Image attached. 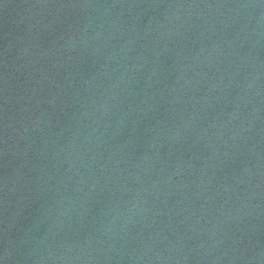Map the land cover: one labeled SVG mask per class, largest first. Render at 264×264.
<instances>
[{
    "label": "water",
    "instance_id": "1",
    "mask_svg": "<svg viewBox=\"0 0 264 264\" xmlns=\"http://www.w3.org/2000/svg\"><path fill=\"white\" fill-rule=\"evenodd\" d=\"M0 264H264V0H0Z\"/></svg>",
    "mask_w": 264,
    "mask_h": 264
}]
</instances>
